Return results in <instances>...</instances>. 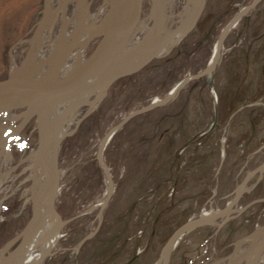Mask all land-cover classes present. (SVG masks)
I'll return each mask as SVG.
<instances>
[{
  "label": "rangeland",
  "instance_id": "1",
  "mask_svg": "<svg viewBox=\"0 0 264 264\" xmlns=\"http://www.w3.org/2000/svg\"><path fill=\"white\" fill-rule=\"evenodd\" d=\"M185 1L168 0L164 30L179 22ZM253 1L207 0L183 40L170 45L142 72L119 79L98 102L77 110L83 115L63 139L59 153L55 207L65 222L62 236L41 264H157L181 224L203 210L224 209L245 177L263 163L264 0H259L225 37L221 58L208 75L188 81L166 104L133 116L115 131L102 154L113 185L106 203L94 207L109 186L98 160L103 139L131 111L164 98L181 79L205 69L228 23ZM101 2L90 4V14L100 10ZM43 7L44 0H0V77L9 73L12 54L22 61ZM151 10V1L146 0L145 19ZM45 33L51 36L49 48L59 29ZM94 45L85 46L86 54ZM256 101L261 104L246 105ZM215 104L218 120L210 130ZM22 138L9 151L14 161L37 146L35 122L24 129ZM28 168L17 166L16 176L8 181L9 192H0V247L22 231L33 212ZM257 177L248 179L247 186ZM4 194L10 195L4 199ZM263 198L264 184L246 193L238 203L243 209L222 226L220 219L185 235L169 264H227L223 258L236 241L264 228ZM251 243L244 241L240 250Z\"/></svg>",
  "mask_w": 264,
  "mask_h": 264
},
{
  "label": "water",
  "instance_id": "2",
  "mask_svg": "<svg viewBox=\"0 0 264 264\" xmlns=\"http://www.w3.org/2000/svg\"><path fill=\"white\" fill-rule=\"evenodd\" d=\"M71 1L59 0L56 8H54V0H45L42 16L35 26L28 51L17 69H11L6 76L0 78V113L10 111L11 109H22L19 114V117H22V122L18 126L8 129L2 138L0 137V158L4 154L6 147L14 141L24 128L35 120L38 130L37 156L45 164L44 154L49 147L52 159V173L51 175L49 174L50 176L46 174V176L51 178L52 182L50 185L48 184L42 188L37 199L34 201L32 215L24 229L0 248V257L5 256L0 264H7L13 259L17 260L24 246L40 228L44 221V214L41 212L43 200L48 199L50 204L52 206L54 205L61 177L59 153L62 140L64 139L61 135V130L68 122V119L70 117L72 118L79 108L89 105V103L94 104L98 102L101 95L115 81L126 75L140 71L153 59L160 57L171 44L177 43L186 37L196 26L207 3V0H187L185 15L173 28L168 31H163L161 28L165 17L163 1L152 0L153 9L147 23L152 20L156 6L159 9V17L154 18L148 29L138 37L142 32L141 26L143 27L146 24L143 19L145 0H109L108 6L99 23L86 41V44H90L97 40L92 52L70 72L64 76H58L57 73L62 67L63 62L62 59L60 61L55 59L57 63L54 65V58L58 53L62 52L66 40L71 36H68L69 22L67 21L68 17L66 15V9ZM258 1L254 0L248 6L247 11ZM78 2L79 16L74 28L75 30L72 32V37L80 29L86 16V0H78ZM245 13L246 11L244 9L240 10L228 23L222 36L218 40V50L222 46V40ZM59 14H62L63 18H65V22L53 49L52 56L49 55V58L44 60L42 64L45 65L49 62V65L42 72L39 71L41 72L39 74H26L24 68L31 56L34 42L44 32L43 30L45 28H48L49 25L54 26L55 21L53 20ZM158 33H161V35L156 38ZM136 38L137 40H135ZM75 48L76 45L72 43L71 50ZM210 71L211 66L208 65L201 72L189 75L180 80L176 84L172 95L168 94L160 100H155L148 105L133 110L111 131V135L131 117L153 107L166 104L189 80L204 76ZM254 104L256 103H250L249 105ZM61 106L63 107L57 112L56 110ZM217 120L218 109L216 105L213 127L217 123ZM106 139L107 137L103 139L98 152V160L102 165H105L101 156L104 146L108 142V139ZM255 172H259L256 183L250 188H245L244 186L239 188L226 208L222 210L211 209L207 213L202 212L199 216L190 218L180 225L165 244L161 253L160 262L162 264H169L172 252L183 235L199 226L214 225L218 219H222V223H219V226H222L232 216V213L236 211V206L243 194L251 191L262 180L264 175V161ZM251 175L248 174L246 179L248 180ZM248 239L252 241L251 246L258 239L257 245L252 247L254 248L253 253L251 252V246H249L239 256H235L239 251L240 243ZM15 243L17 244L14 250L10 252V247ZM263 248L264 229L258 232H252L240 239V241H236L232 252L228 256H225L223 260H227V264H241L250 253L254 256L252 260L246 261L245 264H254L260 258ZM7 252L9 254L6 256ZM216 262L218 261L212 264Z\"/></svg>",
  "mask_w": 264,
  "mask_h": 264
},
{
  "label": "bare ground",
  "instance_id": "3",
  "mask_svg": "<svg viewBox=\"0 0 264 264\" xmlns=\"http://www.w3.org/2000/svg\"><path fill=\"white\" fill-rule=\"evenodd\" d=\"M164 1H165V3L168 2V0H164ZM87 3H88V1H87ZM77 5H79L78 0H72L66 9V15L68 17L67 21L69 22V27H70L68 30V36H70V35L71 36L66 40L65 45H64V49L62 50V52L58 53V55H56L54 58V65H56L57 61H60V59H62V62L64 61L62 63V67L60 68V70L57 73L58 76H64L65 74L70 72L76 66V64L79 61H81V56L84 53L86 41L88 40L91 32L93 30H95L99 20L101 19L103 11H104V9H102L96 13L90 14V12L87 10L86 16L84 18V21L82 22L80 29L77 31L75 36L72 37V32H73V30H75L74 28L77 24L78 16H79V12L77 10L78 9ZM53 6H54V8H56L57 4H54ZM86 7L88 8V5H86ZM243 8L245 11H247L248 6H244L241 9H243ZM154 16H156V17L159 16V10L157 9V7L155 9ZM57 19H59L60 21H58L56 24H59L62 22V27H63L64 22H65V18L63 19L62 14H59L57 17H55L53 21H56ZM148 27L149 26L146 23L145 26L142 27V32H145L148 29ZM47 29L48 28H45L43 30L44 32H42V34L39 37H37L36 41L34 42V45H33L32 50H31V56H30L26 66L24 68V72L26 74H28V73L39 74L49 65V62L46 63L45 65H42V64H43L44 60L46 59V56H48V58H49V55L52 56V52H53V49L55 47L54 44L56 41L49 48L46 47V45L48 44V41L51 38V36H49L48 34L45 33V31ZM223 32H222V34H223ZM222 34H221V36H222ZM158 37L156 36V38H158ZM57 38L58 37H56L55 40H57ZM73 38L75 41L74 40L72 41ZM224 39H223V41H224ZM72 43H74L77 47L75 52H71L72 51L71 50V44ZM222 44H223V42H222ZM222 50H223V47L220 50H218V40H217V42L214 45L212 55H211V57L209 59V63H208L211 66V70L214 69V67L216 66V64L220 60L221 55H222ZM71 53H74V54H72L71 58H70L68 55H70ZM55 59L56 60L58 59V60L56 61ZM18 66H19V62L15 58V55L12 54V65H11V67L13 69H17ZM39 71H41V72H39ZM176 84L170 89V91H168L167 95L173 94ZM89 104H92V103H89ZM62 107L63 106H61L56 111L58 112L59 110H61ZM3 115L5 116V114H2V115L0 114V136L2 135L3 130L9 126L8 124H10V123L12 124L11 119L13 118V115H10L8 117L9 120H7V119H4ZM82 115H83L82 112H79L78 114H75L72 118L70 117L68 119V122L65 124V126L61 130V135L64 138H65V136L70 135L73 132L76 121ZM111 133L112 132H110L108 134L107 139L111 138L110 137ZM32 147H31V150H29V151L27 150L28 153L23 155L19 161H14L13 158L11 157L10 152H8V151H5V153L2 154V157L0 158V185H2V184L5 185L4 183H6V186H4V188H0V192L1 191L9 192L8 181H9V179H12L14 176H16V171L14 169L17 166H22L23 168L29 167L28 169H31L30 170V176L33 180V184L31 187V193H32V201L33 202L37 199V196L41 192L42 188L48 184L49 185L51 184L52 180L50 177H48L52 173V169H51L52 168V159H51V151H49V147L47 148L46 153L44 154L45 164H43L42 161L37 156V151H36L37 146L33 147V148ZM101 159H102V161H104V164L106 165V166L102 165L99 162L100 165L102 166V168L104 169L105 174L108 177L109 186H108V190L106 192L105 198L102 199L99 203L95 204L94 207L99 206V205L102 206L106 203L107 197L109 195V191H111V187L113 185L112 178L110 177V175L108 173L109 167L106 164L105 160H103L104 158L102 156H101ZM10 169H12V170H10ZM5 171L6 172L9 171V174L6 175ZM3 172H5V173H3ZM46 174H48V176H46ZM4 175L7 177H4ZM8 177H10V178H8ZM28 178H30V177H28ZM9 195L4 194L3 198L5 199ZM41 212H42V214H44V221H43L42 225L36 231V233L32 237V239L24 246V248L20 252V255L17 258V260L13 259L9 262V264H41L44 257L47 254H49L53 250V248L57 245V242L59 241V239L62 236L61 228L65 222L61 219L60 214L56 210L55 201H54V205L52 206L48 199H44L43 203H42V207H41ZM1 218H2V216L0 215V219ZM258 231H260V230H258ZM182 237L180 238V240L182 239ZM253 256L254 255L247 257L248 260H252L251 258H253ZM260 256H261V258H260L259 262L260 261L264 262V250L261 251ZM2 260H4V256L0 257V262ZM157 264H162V262H157Z\"/></svg>",
  "mask_w": 264,
  "mask_h": 264
}]
</instances>
